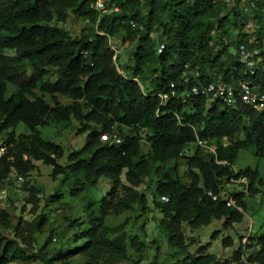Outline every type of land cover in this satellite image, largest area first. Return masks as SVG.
<instances>
[{
  "label": "trees",
  "instance_id": "1",
  "mask_svg": "<svg viewBox=\"0 0 264 264\" xmlns=\"http://www.w3.org/2000/svg\"><path fill=\"white\" fill-rule=\"evenodd\" d=\"M122 1L117 0L120 12L104 15L98 25L106 35L89 23V30L74 40L65 27L68 10L94 20L89 0H0V132L10 130L7 143L11 145L0 154V190L14 166L24 171L34 166L23 154L17 156L19 164L11 160L16 146L26 149L33 161L52 166L54 176L61 174L59 188L72 179V196L85 187L94 190L101 178L111 183L98 199L97 209L88 213L90 227L81 234L84 243L70 253L58 249L45 264L77 253L87 258L84 264H116L128 258L125 236L114 235L104 218L135 203L144 205L147 197L139 187L149 178L155 179V203L163 214L162 233L172 249L169 255L187 252L186 225L195 229L221 220V226L228 228L240 223L246 196L258 193V168L236 171L234 164L242 149L264 159V109L243 104L232 109L221 103L207 108L203 96L183 101L178 94L186 87L182 80L189 71L198 68L205 82L221 71L229 75L236 63L231 46L262 44L264 0H247L252 13L240 5L242 0L234 5L227 0H143V10L136 8L131 15L122 6L129 4L132 9L140 0ZM249 22L254 24L252 32L246 30ZM122 31L126 35L122 40L133 46L127 61L119 64L110 38ZM253 36L255 42H250ZM53 72L54 80L50 79ZM194 82L192 78L188 86ZM9 84L16 87L10 95ZM161 94L167 95L166 100ZM58 95L71 103H62ZM72 119L79 122L80 132L87 133L82 147L65 155L59 143L42 137L39 127L67 126ZM20 124L29 132L19 140L15 130ZM115 133L114 142L102 139ZM197 136L209 137L216 153L197 145L194 153L184 156ZM143 141L149 143L147 152L142 151ZM63 157L66 163L59 161ZM182 158L186 168L180 172ZM241 177L248 180V193L227 186ZM59 188L48 201L61 198ZM231 194L235 204L228 205ZM47 219L44 213L30 224V232L41 230ZM250 239L257 249L248 261L264 264V231ZM232 242L231 236L223 239V245ZM132 245L139 250L136 242ZM23 251L17 242H6L0 246V264ZM198 252L188 253L177 264H230L217 260L204 245ZM241 255L239 247L234 257L238 264ZM158 256L151 264H159Z\"/></svg>",
  "mask_w": 264,
  "mask_h": 264
},
{
  "label": "rangeland",
  "instance_id": "2",
  "mask_svg": "<svg viewBox=\"0 0 264 264\" xmlns=\"http://www.w3.org/2000/svg\"><path fill=\"white\" fill-rule=\"evenodd\" d=\"M125 2L127 0L122 1L123 4ZM247 2V0H242L240 5L247 7L248 11L251 12V4ZM236 3H230V5ZM143 6V0H140L137 4L132 5V9L129 4L122 6V9L131 15L136 8L143 10ZM84 19L85 17L79 16L72 9L68 10L65 27L70 32L72 39H78L82 33L91 27ZM125 36L123 31L119 32L111 41L113 46L117 48L119 64L126 62L132 51L133 43L122 40ZM157 47L160 49L158 43ZM233 49L230 47V50ZM7 52L14 53L13 50ZM119 71L124 73L122 68H119ZM50 77L52 80L55 79L54 72ZM146 87L147 85L144 84L143 88ZM15 91L16 87L9 84L8 95ZM36 91L38 94H42L40 90ZM43 96L47 101L50 100L48 94H43ZM58 97L62 103H71V99L65 95H58ZM79 126V122L72 119L67 126L51 123L40 126L39 130L45 139L59 143L66 155L69 151L79 149L84 144L87 132H80ZM9 131L0 132V154L4 152L5 147H11L7 143ZM28 132V129L20 124L15 130V136L20 140V136ZM196 147L197 145L190 144L184 150V156L194 153ZM201 149L206 151L205 148L201 147ZM148 150L149 143L143 141L142 151L147 152ZM21 154L26 159L31 160L34 166L26 171L14 166L2 181L0 190V246H4L8 241L10 244L15 241L24 250L23 255L9 258L4 264H45L46 258H51L58 249H64L65 253H70L84 243L85 240L81 234L90 227L88 213L91 209H97L98 204H100L98 199L102 197L106 189H110L111 183L109 179L101 178L94 190L85 187L79 195L72 196L70 195L72 179L59 188L61 174L54 176L52 166L44 164L42 161H33L26 149L18 146L14 148L10 158L19 164L20 160L17 159V156ZM59 161L61 163L67 162L66 157L59 159ZM246 167L258 168L260 176L255 183L258 193L246 196L247 209L244 212L243 221L228 228L221 226V220L195 229L186 225L183 243L187 246V252L176 251L175 255L167 254L172 249L162 233L161 218L163 214L155 203L157 196L154 194L155 179L149 178L147 183L139 187L145 191L147 197L144 205L135 203L131 208L121 213H110L104 218V222L116 231L114 235H124L128 242L129 257L117 261L116 264H151L155 260L156 253L159 255V264L183 263L187 255L199 253L198 250L202 245L206 246L207 251L214 254L217 260L229 261L230 264H238L234 257L237 249L241 247V264H256L249 262L248 256L257 249L255 242L250 237H255L264 231V159L254 154L251 149H242L234 164V169L238 171ZM185 168V159L182 158L179 171H184ZM227 186L234 192L244 191L248 193V180L244 177L233 179ZM58 188L61 198L57 201H48L50 195L54 194ZM87 203H90L89 210L85 209ZM44 213L48 217L47 221L42 225L41 230L36 229L31 233L30 224L35 223ZM215 231H217L216 235H214ZM228 236L232 237V244L223 245V239ZM133 241L139 245V250L133 247ZM247 244L252 246L247 247ZM86 260V257L77 253L65 257L63 261L53 260L50 264H84Z\"/></svg>",
  "mask_w": 264,
  "mask_h": 264
},
{
  "label": "built area",
  "instance_id": "3",
  "mask_svg": "<svg viewBox=\"0 0 264 264\" xmlns=\"http://www.w3.org/2000/svg\"><path fill=\"white\" fill-rule=\"evenodd\" d=\"M90 8L96 13L94 20L91 17H86L84 21L89 24L92 23L97 32L102 35H106V32L100 31L98 25L104 15L110 13L120 12V4L117 0H89ZM238 0H227L228 3H235ZM135 26V23H132ZM253 22L247 24V31L252 32ZM255 37H251L250 42H253ZM112 38H110V43ZM255 42V41H254ZM117 54V48L113 46ZM232 47V46H231ZM234 48V47H233ZM236 57V63L232 65L229 70V75H226L223 71L215 73L207 82L202 81L201 71L196 68L183 76L182 83L185 87L178 96L183 101H187L191 96H203L206 100V107L210 108L215 103H221L232 109L238 108L240 104L249 106L255 110L264 109V41L260 45L247 46L246 44H240L238 48L230 50ZM116 58V55L114 56ZM185 67L188 68L186 64ZM192 78L194 83L190 86ZM175 84L172 83L171 87ZM174 93V92H173ZM163 100H166L167 95L161 94ZM102 139H110L114 142L115 135H103ZM193 144L205 148L206 151L216 153V145L209 137L197 136ZM218 162H224L217 160ZM235 204L233 195L228 196V205Z\"/></svg>",
  "mask_w": 264,
  "mask_h": 264
}]
</instances>
